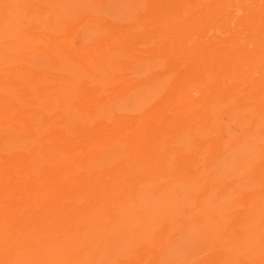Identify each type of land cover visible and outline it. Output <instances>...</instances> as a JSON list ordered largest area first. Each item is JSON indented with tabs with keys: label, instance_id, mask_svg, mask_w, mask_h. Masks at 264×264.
<instances>
[{
	"label": "bare ground",
	"instance_id": "1",
	"mask_svg": "<svg viewBox=\"0 0 264 264\" xmlns=\"http://www.w3.org/2000/svg\"><path fill=\"white\" fill-rule=\"evenodd\" d=\"M162 9L163 74L150 93L128 91L138 103L131 116L125 91L104 100L83 93L81 105L61 91L32 90L24 99L13 78L31 89L40 75L1 71L8 82L0 86V264H64L63 251H84L75 264H194L206 249L204 264H258L252 240L227 234L217 220L240 209L264 244V0H165ZM226 184L249 195L216 193Z\"/></svg>",
	"mask_w": 264,
	"mask_h": 264
},
{
	"label": "rangeland",
	"instance_id": "2",
	"mask_svg": "<svg viewBox=\"0 0 264 264\" xmlns=\"http://www.w3.org/2000/svg\"><path fill=\"white\" fill-rule=\"evenodd\" d=\"M8 1H9V3H8ZM42 1L46 2V4H43ZM56 1L57 0H55V2ZM60 1H61V4H60ZM81 1L84 2L83 5H81L82 4ZM114 1L115 0H110V1L109 0L108 1L107 0H96V1L95 0L94 1L93 0H58L56 3H54V0H51V3H52L51 4L49 0L48 1H46V0L45 1L44 0H24V1H22V0H5V1L0 0V4H1L0 5V22L2 23V24H0V30H1V25H2V29H3V25L6 23L4 29L2 31H0V39H1L0 47L2 48V49H0L1 50V52H0V60H1L0 66H2V68H4L3 65L4 64L7 65L4 68V70H2V68L0 69V73H1L0 74V86H1V84L4 85L5 82H8L3 78L2 72H9L8 75L11 78H13L14 71H21V72L27 71V72L31 73L32 78L37 76V75H40L41 79H43L44 81L46 80L48 82L45 83L42 80L41 84H40L41 86H39V85L34 86L33 88L30 89V87L27 84L23 85V84L19 83L18 80L14 81V78H13V81H12V82H14V83H12V84H14L13 86L16 87V85H17L16 89L19 93L22 94V95L21 94L20 95L24 99H25L26 95H27V97H29L32 94L31 93L32 90H36V91L43 90V91L48 92L52 96H55L56 91L57 92L61 91V92L66 93L67 97L68 96L71 97V100H72V101H70L71 103L81 105L82 101H83V93H87V94L99 93L98 96L104 100L106 96L111 97L112 95L120 94L121 92L125 91V92H127V94L124 96L125 98H123V101L121 99L119 102L122 101V103L124 105L123 109L125 112H127L126 115H129V116L133 115L135 112L134 108H135V106H137L138 103L136 104V102H133V101H136V99L134 97L132 98L128 91L134 92V91H137V89H139V91H137V92H140L142 94H147L148 92L150 93L151 91L156 89V87L158 85L154 86V83L157 84V82L161 79V75L163 74V70H162L161 65H160V60H159L160 58H159L158 49L161 45L165 44V41L167 40V35L164 32V30L162 29L161 23L159 21L160 15H161L159 13H160V10H161V12L163 11L162 8H163L165 0H123V2H122V0H116L117 2L121 1V2H119V4L116 1L115 2ZM48 2L51 4V6ZM71 2H73L72 5H71ZM74 2H76V3H74ZM94 2L99 4V6L101 5L102 8L99 7L96 3L94 4ZM108 2L110 3L111 6H109ZM63 3H64V5H63ZM56 4H59V5L55 6ZM86 4H88V5L85 6ZM61 5H63V6L61 7ZM79 5H80V7H79ZM106 5L108 6V7H106V11L109 9V11H107V12L105 11ZM13 6H14V8H13ZM20 6H21V8H20ZM117 6H119V7H117ZM69 7L70 8L72 7V11H70L71 9ZM78 7L81 10L83 8H85V9L81 11ZM109 7H111V8H109ZM112 7L114 9H116V8L117 9L114 10ZM52 8H53V10H52L53 12H52V14H50L51 12L49 10ZM73 8H74V10H73ZM15 9H16V11H14ZM65 9L67 10L68 13L67 12L64 13ZM68 9H69V11H68ZM103 9H104V11H103ZM100 10H102L103 12ZM76 11H77V15H76ZM99 11H100L101 15H100ZM112 11L115 13V15H113V16H112V14H113ZM8 12H11V13H8ZM70 12H71V14L73 13L74 16H73V14L71 16ZM109 12L112 14H108ZM32 13L33 14L36 13L34 15L35 18H34ZM17 14H19V15L17 16ZM24 14H25V16H24ZM43 14L48 15V16L45 17ZM56 14L59 17L61 16V18H58V16ZM64 14H66V15H64ZM67 14H70V15L67 16ZM9 15H10V17H9ZM117 15H119V16L117 17ZM123 15H124V18H123ZM44 17H45V19H44ZM7 18L8 19L10 18V20H8ZM75 20H77V21H75ZM93 20H94V22L95 21H97V22L94 23ZM30 21L33 23H29ZM55 21H56V23L58 22L59 25L61 23V25L64 27L59 26L58 24H57L58 25L57 26ZM84 21H86V22H84ZM9 22H10V24H9ZM12 22L14 25L12 24ZM27 22L29 24L28 25L29 27L27 26ZM18 23H19V26L17 25ZM90 23H94L95 26H93V24L90 25ZM98 23H100V24H98ZM74 24H75V26H74ZM80 24H82V26ZM55 25H56V29H54V27H53ZM7 26H9L10 28ZM76 26H77V28H76ZM78 26H81V29ZM78 29H79V31H77ZM47 30H51V31H47ZM75 30L77 33L75 32ZM105 30H107V31L105 32ZM58 31H61V33L62 32L63 33L60 34V33H58ZM70 31H71V33H70ZM6 32H7V34H6ZM72 34H73V36H72ZM84 34L88 35V36H84ZM14 35H16L17 38H15L16 36L14 37ZM65 35L66 36L68 35L67 37L69 40L67 39V37ZM8 36H9V39H8ZM25 36H26L25 39L23 38L22 40H20L22 37H25ZM30 37L33 38L32 39L33 41L35 38H37L36 42L35 41L32 42ZM112 38H113V40H112ZM12 39H14L15 40L14 42H16V43H13ZM27 39H28V41H26ZM53 39L55 40V42L53 41ZM60 39H63V40L61 41ZM136 39L138 41H136ZM89 40H93V41L90 42ZM154 41H155V43H154ZM70 42H72V44H69ZM11 43H12V46H11ZM39 43H41V44H39ZM51 43H52V45H51ZM85 43H87V44H85ZM19 44H21V45H19ZM24 44H25V46L27 45L26 47L30 46L29 52H31V53L25 52L28 50V48H25V46H22ZM53 44L54 45L56 44L58 47V48L55 47V49H58L59 52L67 55V57H70L71 61L69 59H64V60L58 59L55 56V53H57L58 51L56 52V50H54V48H53L54 51L52 50ZM35 45H38V46H35ZM34 46H35V48H34ZM129 46H131V47H129ZM17 47H18V49H17ZM22 47L25 49L23 50ZM59 47H60V49H59ZM19 48H21V50ZM33 48H34V53H32ZM70 48L72 50H70ZM15 50H18V51H15ZM52 51L54 53H52ZM24 52H25L26 56H24L25 55ZM59 52H58V54H59ZM28 53L30 54V56H32V54H33V57H30V58L31 59L33 58L32 59L33 63L35 61L34 64L33 63L30 64L32 61L29 58ZM42 53L43 54L45 53L43 56L47 55V57L45 56L46 58H43V61L45 63L40 61V63L41 64L43 63V65H38L39 60H42V59L37 58V55L40 57V55ZM16 54L17 55L24 54V55H21L19 57ZM8 55H9V58L11 60L9 58H7ZM22 57H24L25 59ZM15 58H16V60H15ZM36 58H37V60H36ZM40 58H42V56ZM48 58H50V59H48ZM3 59H4V61L2 63ZM13 59H14V61H13ZM26 59H29L27 61H29L30 62L29 64L33 65V68L35 67V69H31L32 66L30 67L29 64L25 65ZM129 59L132 61H130ZM21 60H23V61H21ZM50 61H51L53 66L50 65L51 64ZM116 61H118V62H116ZM155 61L159 62L158 63L160 65V66L158 65L159 67L156 65ZM6 62L7 63L10 62L9 64H11V66H9ZM46 62L50 63L49 66L52 67L53 71L49 70L50 67L48 66V64ZM57 62H59V63H57ZM36 63H37V65H36ZM145 63H146V65H145ZM69 64H71V65H69ZM16 65H17V67H16ZM12 66H14V67H12ZM70 66H71V68H70ZM78 68L80 69V71L78 70ZM152 68H154V69H152ZM41 69H43L42 73H41ZM117 69H119V70L117 71ZM126 70H128V71H126ZM50 71L53 72V74ZM66 71H67V73H66ZM104 73H110L109 77L111 75L110 78L108 77L107 80H105L106 82L101 81L103 79L99 77L101 75H104ZM45 74H46V76H44ZM9 76H8V79H10ZM78 77H80V79ZM122 78H123V80L125 79L124 80L125 83H124V81H121ZM56 81H58V82H56ZM51 82H52V84H51ZM53 83L55 85H53ZM115 83H117V84L119 83V85H117ZM104 84H106V85H104ZM62 85H63V88H62ZM67 85H69V86H67ZM150 85H151V88H149V87L148 88L151 91H148L147 86H150ZM65 86H67L70 89L67 90L68 88ZM55 87H56V89H54ZM57 87H59V88H57ZM117 87H118V89H117ZM119 88H122V89H119ZM59 89H61V90H59ZM157 89H158V87H157ZM70 90L71 91L73 90L74 92L71 93ZM146 91H148V92H146ZM29 93H30V95H29ZM27 97H26V101H27ZM129 102H130V104H129ZM133 104H135V106ZM126 106H128L129 108H127ZM130 106H132L134 108L131 109ZM144 107L145 106H143V108ZM127 109H129V111H127ZM52 115H53V113H49L48 117L49 116L52 117ZM121 115H123V114H121ZM200 144H201V147L204 146L203 142H201V141H200ZM231 189H232V187L229 184H226L223 187H218V189H216V193H218L220 196L228 195L230 197H231V195L234 194L233 196L235 198L237 197L236 199L241 200V201H242V198L244 196L247 197L249 195V193H246L245 190H241V189L239 190L238 188H234V190H231ZM229 190L232 191L233 193H231ZM236 213H238V214L233 216L234 218L232 220L226 221L225 218L218 219L217 225L221 230L223 228L227 229L226 230L227 234L230 233V234L234 235L236 238H239V240H241V241L244 239L243 240L244 243H246V242L248 243L250 240H252V241H250L251 245L248 243L249 249H252L253 251L257 252V254H256L255 252L250 251L251 253H255L254 257H257L258 264H259L261 261L260 260L261 257H264V256H262L263 255L262 252L264 251L263 240L259 237L260 240L258 239L259 241H257L258 237L251 234V232H253V227L249 222H247L246 220L241 218V216L243 214L242 211L240 209H238ZM236 226H238V227H236ZM241 226L243 229L245 227V231L241 228ZM250 227H252V228H250ZM249 228L252 231L248 230ZM249 234L253 235V236L250 237ZM249 237H250V239H249ZM250 246H251V248H250ZM258 246L259 247L262 246V247L259 248ZM258 249L259 250L261 249V250L258 251ZM123 252H124L123 253L124 257H126L128 251H123ZM129 252L136 253L137 251H134V252L129 251ZM202 252H205V253H202ZM259 252H261V253H259ZM200 253H198V256L193 261L194 264H204L206 261H208L210 259L211 254H209L210 253L209 250H207V249L205 251L202 250ZM48 254L50 257H54L56 254V251H48ZM62 254H63V257H66V258H64V261H63L64 264H69V263L75 264L80 259L81 255L84 254V251H63ZM259 254H261V255H259ZM200 258H203V259H200ZM73 261H75V262H73ZM110 261L108 262V264H111L112 262L114 264V259L110 260ZM261 263H264V258H262Z\"/></svg>",
	"mask_w": 264,
	"mask_h": 264
}]
</instances>
